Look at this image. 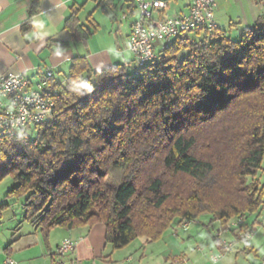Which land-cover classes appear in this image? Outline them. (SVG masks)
I'll use <instances>...</instances> for the list:
<instances>
[{"label": "trees", "instance_id": "obj_1", "mask_svg": "<svg viewBox=\"0 0 264 264\" xmlns=\"http://www.w3.org/2000/svg\"><path fill=\"white\" fill-rule=\"evenodd\" d=\"M89 18L91 28L71 7L72 41L87 43L96 29ZM86 59L74 56L64 81L53 82L50 120L0 135V182L12 177L6 196L22 199L35 230L103 223L117 249L201 215L227 227L264 208L255 178L264 158V23L237 39L216 28L181 32L137 73L127 63L95 70Z\"/></svg>", "mask_w": 264, "mask_h": 264}, {"label": "crops", "instance_id": "obj_2", "mask_svg": "<svg viewBox=\"0 0 264 264\" xmlns=\"http://www.w3.org/2000/svg\"><path fill=\"white\" fill-rule=\"evenodd\" d=\"M164 1L166 6L153 10L149 23L188 11L189 0ZM215 2V28L233 39L244 28L264 23V0ZM135 4L134 0H39L36 12L29 15L31 0H0V75L20 73L32 87L49 68L52 82L60 83L67 74L69 60L76 55L85 56L95 70L121 63L135 68L134 56L124 45L131 23L139 17ZM71 7L78 9L80 22L87 23L90 16L96 24L87 43L72 41L64 28ZM23 27L29 28L23 31ZM51 40L67 41L68 47L49 48ZM262 210L251 214L254 219L250 223L245 222L252 232L247 240L236 237L239 229L222 227L210 217L208 225L219 223L213 235H207L201 228L204 224L198 226L197 219L185 227L180 223L169 227L158 240L139 237L117 249L105 242L103 223L74 229L55 227L47 235L29 224L16 233L0 230V262L10 256L17 264H53L52 254L59 243L71 237L76 245L64 259L82 264H258L264 253L257 255L255 225ZM222 240L233 241L234 245L213 262L211 256L222 252Z\"/></svg>", "mask_w": 264, "mask_h": 264}, {"label": "built area", "instance_id": "obj_3", "mask_svg": "<svg viewBox=\"0 0 264 264\" xmlns=\"http://www.w3.org/2000/svg\"><path fill=\"white\" fill-rule=\"evenodd\" d=\"M216 0H189L186 13L166 17L156 23H149L153 10L164 8V0H134L139 17L131 23L125 47L134 56L135 69L157 58L158 51L168 47L171 41L181 32L204 27L214 30ZM157 45H156V44ZM157 49V51H156ZM52 70L47 68L39 80L30 86L28 80L20 73L6 72L0 75V135L12 134L28 126H37L50 120L54 114L58 91L52 82ZM232 221L229 225V222ZM227 228L240 230L239 239L247 240L251 237L250 230L245 224V216H238L230 220ZM190 221L184 220L185 227ZM75 239L65 237L61 240L52 254L53 264H82L75 259H64L74 249ZM234 245L233 241H221L222 252L212 255L213 262L218 261L221 254L228 252ZM0 264H17L10 256ZM258 264H264V255Z\"/></svg>", "mask_w": 264, "mask_h": 264}, {"label": "rangeland", "instance_id": "obj_4", "mask_svg": "<svg viewBox=\"0 0 264 264\" xmlns=\"http://www.w3.org/2000/svg\"><path fill=\"white\" fill-rule=\"evenodd\" d=\"M190 36L192 37L193 34L190 33ZM132 69V67H131ZM28 133L30 136L35 137L36 135V130L33 128H30L28 130ZM262 165L261 169L258 170V172L255 175L256 179H259L264 185V158H262ZM15 184L11 176L5 177L1 182H0V230H10L11 232H18L21 229H24L26 227H29V223L23 219V209L22 207V199L15 200L13 198H7L6 194L8 190ZM5 203H10L9 205H3ZM3 205V206H2ZM210 215H201L198 218L199 225L202 226L205 230V233L207 235H213L215 234L216 230L219 228V223H213V225H208L207 220H209ZM254 217L251 216V214L245 215V222L247 224L253 220ZM232 221L229 222V225H231ZM19 228L17 230L16 227ZM192 226V225H191ZM194 226V225H193ZM257 227V255H261V253H264V208L262 210L261 215L258 218V223L255 225ZM227 237V235H225ZM254 256L253 254H251Z\"/></svg>", "mask_w": 264, "mask_h": 264}]
</instances>
